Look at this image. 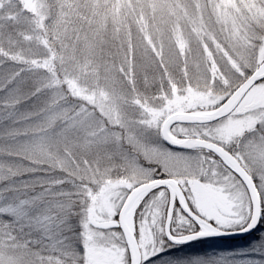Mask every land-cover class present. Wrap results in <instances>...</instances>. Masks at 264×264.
Here are the masks:
<instances>
[{
    "label": "snow or ice",
    "instance_id": "snow-or-ice-1",
    "mask_svg": "<svg viewBox=\"0 0 264 264\" xmlns=\"http://www.w3.org/2000/svg\"><path fill=\"white\" fill-rule=\"evenodd\" d=\"M0 264H264V0H0Z\"/></svg>",
    "mask_w": 264,
    "mask_h": 264
},
{
    "label": "trees",
    "instance_id": "trees-1",
    "mask_svg": "<svg viewBox=\"0 0 264 264\" xmlns=\"http://www.w3.org/2000/svg\"><path fill=\"white\" fill-rule=\"evenodd\" d=\"M254 235L255 233L237 239L213 238L201 242H193L190 246H186V249L194 254L206 252L210 249H217V251L233 250L237 247L247 245L253 239Z\"/></svg>",
    "mask_w": 264,
    "mask_h": 264
},
{
    "label": "water",
    "instance_id": "water-1",
    "mask_svg": "<svg viewBox=\"0 0 264 264\" xmlns=\"http://www.w3.org/2000/svg\"><path fill=\"white\" fill-rule=\"evenodd\" d=\"M249 234H244V235H239V236H234V237H226L227 239H237V238H243Z\"/></svg>",
    "mask_w": 264,
    "mask_h": 264
},
{
    "label": "rangeland",
    "instance_id": "rangeland-1",
    "mask_svg": "<svg viewBox=\"0 0 264 264\" xmlns=\"http://www.w3.org/2000/svg\"><path fill=\"white\" fill-rule=\"evenodd\" d=\"M240 246V245H239ZM239 248H242V247H237V248H235V249H239ZM214 250H216L217 251V249H210V250H208V251H206L207 253H210V252H212V251H214ZM206 252H201L200 254H203V253H206Z\"/></svg>",
    "mask_w": 264,
    "mask_h": 264
}]
</instances>
